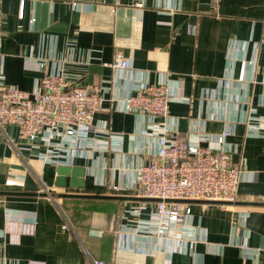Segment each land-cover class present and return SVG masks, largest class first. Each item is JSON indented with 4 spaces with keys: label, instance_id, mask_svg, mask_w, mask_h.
Returning <instances> with one entry per match:
<instances>
[{
    "label": "crops",
    "instance_id": "obj_1",
    "mask_svg": "<svg viewBox=\"0 0 264 264\" xmlns=\"http://www.w3.org/2000/svg\"><path fill=\"white\" fill-rule=\"evenodd\" d=\"M22 1L0 0V83L34 93L41 77L62 71L69 86H101L104 102L77 150L64 156L55 146L51 162L47 145L0 127V264H87L89 256L107 264H264V45L250 61L264 0H24L21 17ZM118 53L130 69L110 66ZM226 73L230 89L222 87ZM159 82L178 99L170 111L178 134L197 141L191 133L230 127L227 142L240 147L233 159L244 171L234 203L189 201L196 240L171 246L154 237L133 243L127 232L136 213L147 219L155 204L133 184L157 137L140 133H152L151 120L120 102ZM250 111L262 137L244 136ZM116 136L120 150L110 148ZM60 165L85 167L84 187L59 191ZM6 211L36 221V234L11 243L2 233Z\"/></svg>",
    "mask_w": 264,
    "mask_h": 264
},
{
    "label": "built area",
    "instance_id": "obj_2",
    "mask_svg": "<svg viewBox=\"0 0 264 264\" xmlns=\"http://www.w3.org/2000/svg\"><path fill=\"white\" fill-rule=\"evenodd\" d=\"M71 1L74 5L80 3V0ZM24 3L23 0L21 17L24 16ZM142 6V3L138 4V7ZM2 18L0 12V25ZM31 21L34 22L35 18ZM259 45H264V20L259 41L254 45L250 58L253 64ZM40 65L45 66V62L40 61ZM110 66L118 70L130 69L128 59L120 53L115 55ZM222 79V87L230 89L233 81L228 73ZM36 88L34 93H29L17 86L0 83V127L14 125L23 137L47 145L51 152L46 153L45 159L51 162L57 160L55 146L65 152L64 156L70 155V148L77 150L80 136L90 131L94 115L102 108L104 96L102 87L98 85L69 86L68 77L62 71L45 74L37 81ZM177 100L171 97L168 85L159 82L141 87L120 102L126 113L151 120L152 133L139 129L140 133L157 137V150L152 159L139 163L135 169L134 188L141 197L155 204L147 219L136 213L138 217L127 225L133 243L134 239L141 237L158 238L169 246L194 241L196 232L190 222L193 211L189 201L234 203L237 198L244 171L240 162L233 159V154L239 153L240 147L227 142L232 134L231 128L219 134L195 131L191 134L198 136L197 141L181 137L177 131V119L170 113L171 104ZM234 103H238L237 99ZM250 112L243 120L244 136L262 137L259 119L254 116V111ZM219 115L213 117L218 118ZM156 118H162L163 122H154ZM202 139L206 146L201 144ZM122 142L120 136L113 137L110 148L120 150ZM33 145L39 148L38 144ZM113 187L123 189L121 186ZM36 232V221L20 220L6 211L2 233L11 243H19L24 235H35ZM121 241L123 246L128 242L123 237ZM29 264L46 262L31 260ZM87 264L107 263L89 256Z\"/></svg>",
    "mask_w": 264,
    "mask_h": 264
},
{
    "label": "water",
    "instance_id": "obj_3",
    "mask_svg": "<svg viewBox=\"0 0 264 264\" xmlns=\"http://www.w3.org/2000/svg\"><path fill=\"white\" fill-rule=\"evenodd\" d=\"M87 169L80 166H64L58 168L56 185L59 187L83 188Z\"/></svg>",
    "mask_w": 264,
    "mask_h": 264
},
{
    "label": "rangeland",
    "instance_id": "obj_4",
    "mask_svg": "<svg viewBox=\"0 0 264 264\" xmlns=\"http://www.w3.org/2000/svg\"><path fill=\"white\" fill-rule=\"evenodd\" d=\"M57 188H59V189H58L59 191H62V190L65 189V187H57Z\"/></svg>",
    "mask_w": 264,
    "mask_h": 264
}]
</instances>
